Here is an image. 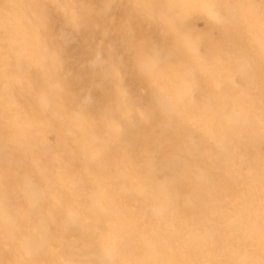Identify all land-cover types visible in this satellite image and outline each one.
<instances>
[{"label":"bare ground","instance_id":"6f19581e","mask_svg":"<svg viewBox=\"0 0 264 264\" xmlns=\"http://www.w3.org/2000/svg\"><path fill=\"white\" fill-rule=\"evenodd\" d=\"M197 3L205 37L241 40L236 52L225 39L216 48L227 67L198 88L192 67L165 79L146 61L165 115L104 157L82 129L77 157L61 121L30 125L44 166L36 184L0 199V264H264V11L252 0ZM180 40L199 60V37Z\"/></svg>","mask_w":264,"mask_h":264},{"label":"rangeland","instance_id":"374dc122","mask_svg":"<svg viewBox=\"0 0 264 264\" xmlns=\"http://www.w3.org/2000/svg\"><path fill=\"white\" fill-rule=\"evenodd\" d=\"M5 1V11L0 5V199L11 198L25 181L36 184V163L44 166L46 148L30 125L41 131L46 115L61 121L77 157L82 155L77 129H82L104 157L108 149L127 147L157 129L165 115L155 98L163 84L143 69L146 61L165 79L173 70L192 67L199 88L205 74L227 67L216 49L220 43L225 39L235 52L241 44L218 31L205 37L198 0ZM216 1L208 0L212 6ZM252 1L263 13L262 0ZM239 25L247 27L244 18ZM184 37H199V60L186 52ZM165 119L171 126L176 114Z\"/></svg>","mask_w":264,"mask_h":264}]
</instances>
